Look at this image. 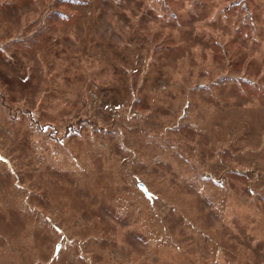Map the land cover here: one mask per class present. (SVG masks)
Returning a JSON list of instances; mask_svg holds the SVG:
<instances>
[{"label":"rangeland","instance_id":"rangeland-1","mask_svg":"<svg viewBox=\"0 0 264 264\" xmlns=\"http://www.w3.org/2000/svg\"><path fill=\"white\" fill-rule=\"evenodd\" d=\"M0 156V264H264V0H0Z\"/></svg>","mask_w":264,"mask_h":264},{"label":"water","instance_id":"water-1","mask_svg":"<svg viewBox=\"0 0 264 264\" xmlns=\"http://www.w3.org/2000/svg\"><path fill=\"white\" fill-rule=\"evenodd\" d=\"M0 159H2L1 156H0ZM138 187L144 192V194H145L146 196H150V193L147 191L146 186H145L143 183H140V184L138 185ZM58 249H59V247H57V251H58Z\"/></svg>","mask_w":264,"mask_h":264}]
</instances>
